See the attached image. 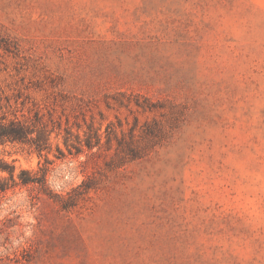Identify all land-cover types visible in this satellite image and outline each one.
<instances>
[{
  "label": "rangeland",
  "instance_id": "1",
  "mask_svg": "<svg viewBox=\"0 0 264 264\" xmlns=\"http://www.w3.org/2000/svg\"><path fill=\"white\" fill-rule=\"evenodd\" d=\"M118 91L158 107H110ZM0 104L104 134L165 124L120 167L110 151L56 159L54 135L51 187H92L69 209L35 186L0 194V227L19 223L0 233L7 264H264V0H0ZM1 153L17 172L45 163Z\"/></svg>",
  "mask_w": 264,
  "mask_h": 264
},
{
  "label": "trees",
  "instance_id": "2",
  "mask_svg": "<svg viewBox=\"0 0 264 264\" xmlns=\"http://www.w3.org/2000/svg\"><path fill=\"white\" fill-rule=\"evenodd\" d=\"M124 91H118L107 96V104L111 107V100L120 108H127L132 113L135 111L144 113L154 111L158 107L151 97L136 94L134 100ZM0 104V109H3ZM84 126L81 122L71 123L69 117L63 120L62 116H55L53 113L46 117L45 113L36 110L31 116H20L16 111L9 114L3 111L0 113V194L7 196L8 192L15 191L19 187L35 186L38 188V198H47L58 203L63 209H69L76 205L80 195L89 191L92 187L88 180L74 187L71 191L60 193L55 191L49 183V172L55 160L49 158V153L53 151V136L63 137V143L68 151L57 143L56 159H62L67 155L80 156L86 154H102L110 151L111 158L109 165L120 167L127 162L141 158L147 151L153 148L163 137L165 124L161 121H144L141 123L140 117L135 115V121L129 130L121 129L114 123H109L105 134L101 127H96L94 122H86ZM76 127V129H75ZM83 131V133H81ZM105 139V140H104ZM10 144L29 145L40 156H45V163L41 164L37 171L21 169L17 172L14 163L8 161L1 153V148ZM18 222L8 218V223L4 222L0 227V233L14 226ZM12 258L8 253L0 255V264H7ZM30 260V258H26Z\"/></svg>",
  "mask_w": 264,
  "mask_h": 264
}]
</instances>
